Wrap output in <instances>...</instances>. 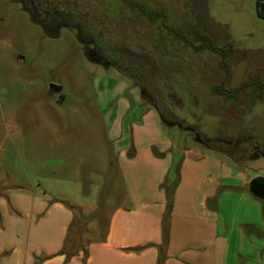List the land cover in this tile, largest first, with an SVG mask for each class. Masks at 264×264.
Masks as SVG:
<instances>
[{"label":"rangeland","instance_id":"1","mask_svg":"<svg viewBox=\"0 0 264 264\" xmlns=\"http://www.w3.org/2000/svg\"><path fill=\"white\" fill-rule=\"evenodd\" d=\"M155 1L166 9L169 25L184 30V23L198 27L208 23L213 35L234 46L237 54L264 53V19L257 15L259 0ZM43 24L46 27L35 24L20 3L0 0V187L5 191L34 187L39 194L65 205L82 199L98 202V211L109 210L126 196L119 154L123 148L126 153H136V136L158 159L173 152H210L245 178H264V157L256 149L264 153V102L251 107L243 117L247 133L240 127L241 119L229 128L233 119L222 115L224 110L217 111L218 115L202 111L190 116L188 121L210 140L199 141L189 129L164 120L151 99L128 77L90 62L77 25L52 27L47 20ZM141 32L138 38L127 35L130 46L155 53L152 29L146 26ZM82 38L89 41L91 37L83 33ZM171 40V45L188 51L178 39ZM177 54L188 65L186 53ZM208 54L205 48L200 59L205 60ZM174 57L172 61H176ZM210 63H201V67L195 64L199 76L209 77L214 72L221 77L225 71ZM258 63L263 65L264 59ZM248 65L247 59L232 64L229 88L250 78ZM177 74L183 73H168L171 81ZM171 109V118L183 117L180 107ZM150 112L154 119L147 123L143 118ZM242 112L237 115L243 116ZM257 118L262 121L252 123ZM140 121L145 128L135 132ZM165 146L168 148L163 150ZM177 167L164 180L166 189L176 183L173 175Z\"/></svg>","mask_w":264,"mask_h":264},{"label":"crops","instance_id":"2","mask_svg":"<svg viewBox=\"0 0 264 264\" xmlns=\"http://www.w3.org/2000/svg\"><path fill=\"white\" fill-rule=\"evenodd\" d=\"M138 138L135 154H119L126 196L104 212L0 187V264H264V202L250 191L259 175L245 178L210 152L158 159Z\"/></svg>","mask_w":264,"mask_h":264},{"label":"trees","instance_id":"3","mask_svg":"<svg viewBox=\"0 0 264 264\" xmlns=\"http://www.w3.org/2000/svg\"><path fill=\"white\" fill-rule=\"evenodd\" d=\"M29 3L30 4L27 6L29 7L31 18L35 23L43 24L46 19L52 17H55V20L59 17L63 19L66 18L72 23H77V21L81 19L85 21V24L79 22L81 27L80 39L84 41L82 34L87 33V31L90 32L92 40L90 43L93 44V49L88 51L90 60L104 67H109L111 65L118 71L129 75V77L134 79V82L139 85L142 94L150 98L153 106H156L159 112L165 116L163 117L164 120L170 119V121L176 122L181 128L189 129L195 133L199 141L210 140H206V137L200 133L198 127L188 121L190 116L196 117L195 114L198 112L201 113L202 111H204L203 114H211L214 112L218 115L217 111L224 110L222 115H228L229 118L233 119L229 128L235 125V122H237L235 121L236 119H241L240 127L243 128L244 132L246 124L243 121V117L246 112L254 105L264 102V73L262 76L257 74L258 76L255 75L243 81L235 89L227 88L232 73L230 61L233 59H244L246 53L236 55L234 49L230 48L225 53L226 59L229 58L228 60L218 57L214 58L210 55L208 57L207 55L202 63L207 64L211 62L215 64L214 67L219 70H224L225 73H223L221 77L216 74L213 75L214 72H212L209 77L199 76L200 74L192 68L193 60L191 61L188 59V65H186V62L179 58L177 53L180 52L186 53V57L190 58V56L192 57L193 55H200L205 48L211 50L215 49L214 33L211 32L208 27L206 30L204 25L198 27L191 24V26H185L184 30H180L173 26V24H167V15L160 12L154 14L144 12L142 15L146 16L145 19L147 21L144 24V28H146V25L150 27L152 29L150 38L156 40V44L153 48L155 53H152L146 48L140 47V51L133 49L126 43V39H124L126 38L125 33L118 31L114 27L111 31L109 30L108 41H106V32L101 30V23L97 29H94L86 21L87 18L85 16L77 15L76 20L72 13H67L71 7L68 0H29ZM257 4V15L264 19V2L259 0ZM127 5L130 6L131 9L136 7V4H133L132 0H128ZM43 6L54 9V14H39L38 11ZM112 17L116 24L117 21L121 19V15H117L115 11L113 15L110 14V18ZM88 28H90V30ZM119 33L122 34V37ZM169 37H174V39L183 41L188 51L181 50L176 44H173V46L169 48L167 43ZM196 41L201 44H196ZM171 53L172 58L170 57ZM248 54L249 53H247V55ZM175 55L177 59H175L176 61H172L171 59H174ZM102 58L104 59L102 60ZM259 58L260 60L264 59V56H259ZM175 62H177L176 66H173ZM172 70L177 73L181 71L183 74H177L174 81H171L172 79L169 77L168 73L172 72ZM185 72H188V75ZM200 88H202V90ZM205 88H210V90L206 91ZM147 91L149 93H147ZM246 97H248V99H246ZM228 100H232V103L225 106ZM167 103L170 104V108ZM174 105L180 107V112L183 114L181 119L171 118L173 117L171 108ZM202 105L206 109L203 108ZM238 111H243V116H240L241 118L237 115ZM261 121V119L257 118L252 123ZM245 133L247 132L245 131ZM220 135L222 136V134ZM256 149L260 155L264 157V153L258 148ZM178 170L179 167L175 170L176 179L174 181H176V183L171 184L167 189L163 186L166 190L168 199H171L179 181ZM164 185L166 184L164 183ZM250 190L252 192V184H250ZM253 196L260 199L254 194Z\"/></svg>","mask_w":264,"mask_h":264},{"label":"flooded vegetation","instance_id":"4","mask_svg":"<svg viewBox=\"0 0 264 264\" xmlns=\"http://www.w3.org/2000/svg\"><path fill=\"white\" fill-rule=\"evenodd\" d=\"M11 1L20 3L22 5V7L29 13L30 18H31V13H30L29 7L27 6L30 4L29 0H11ZM68 1L71 4V7L67 11V13H72L74 15V19L77 20V15L78 16L83 15L87 18L86 21L89 23V25L94 29H97L99 24L101 23V25H102L101 30L106 32V39H105L106 41H108L109 30L111 31L114 27L118 31H122V33H125L126 38H124V39H126V43L128 45H130V42H128V38H127L128 34H133V36L137 37V38H138L139 34L143 35V33L141 32V28H144L145 27L144 24L147 22L145 19L146 16L142 15V14H144V12H149L150 14L160 12V13H163L164 15H166V11H165L166 9L163 7H158V5H156L157 3L155 0H132L133 4H136V7L133 9H131L130 6L127 5L128 0H111L109 3H108V0H68ZM168 2H169V0H168ZM152 3L155 6L154 8L152 7V5H153ZM109 8H113V9L110 10ZM114 11L116 12L117 15H121V19H120V21H117V24L113 20V17L110 18V14L113 15ZM141 11H142V13H141ZM38 12H39V14L40 13L41 14H43V13L54 14V9L43 6L42 8L39 9ZM55 19H56L55 17H52V18H48L46 20H47V23H50V26H52V27L59 26L60 24H64L67 26L77 25L79 27V31L81 30L79 22L85 24V21H82V19L78 20L77 23H72V22H70V20H68L66 18L63 19L61 17H59L57 20H55ZM31 20L33 21L32 18H31ZM88 23H87V25H88ZM35 24H37L38 26H41V27H46L45 24H39V23H35ZM167 24H168V22H167ZM185 26H187V24L184 23V28H185ZM204 26H205L204 28L206 30L209 28L208 23H205ZM184 28H182V29H184ZM88 29L90 30V28H88ZM144 29L146 30V28H144ZM87 34L90 35V32L87 31ZM214 35H213V37H214L215 49H213V50L208 49V51H209L208 57L210 55L214 58L218 57L220 59L222 58L224 60H228L229 58L226 59L225 53L230 48H233L235 54L238 55L234 46H232L228 43H225V42H221V40L218 37H215ZM120 36L122 37V34H120ZM79 38H80V34H79ZM80 42L87 46L86 52H87V56H88V51L93 49V44L90 43V42H92L91 38L89 41H85V40L81 41V39H80ZM171 42H172L171 37H169V39L167 40L169 48H171L173 46V44L171 45ZM180 43L184 44L183 41H180ZM196 44H201V43L196 41ZM245 53H246V56L244 57V60L247 59L248 63H249L248 68H247V72H246L247 76H249L251 78V75L254 74L255 72L257 74L264 73V64L260 65L258 63L259 61H262V59L260 60L259 56H264V53H260V54L252 53L251 56H249L250 54L247 55L248 52H245ZM103 57H104V55H103ZM248 57H249V59H248ZM197 58H199V59L197 60ZM88 59L90 60L89 57H88ZM103 59L104 58H102V60ZM257 59H259L258 62H256ZM190 60L191 61L193 60L192 68L194 70H196L195 64H198V66L200 67L201 66L200 63H202V61H203L202 59H200V55H199V57L196 56V59L194 58V56H192V57L190 56ZM238 60L233 59L230 61L231 62V64H230L231 69H232V64ZM241 60H243V59H241ZM187 61H188V59H187ZM90 62H92V61L90 60ZM92 63H94V62H92ZM94 64L100 65L105 70L114 69L118 73H120L121 75L128 77L130 79V81L132 82L133 86L135 88H138L140 90V92L142 93L139 85L136 84L134 82V79L130 78L129 75H126L121 71H118L116 68H114L111 65L109 67H104L103 65H101L99 63H94ZM259 67H262V68H259ZM185 73H187V75H188V72H185ZM250 78H248V79H250ZM245 80H247V79H245ZM239 85L234 86L232 88H229L228 84H227V88L228 89H235ZM200 89L202 90V88H200Z\"/></svg>","mask_w":264,"mask_h":264},{"label":"water","instance_id":"5","mask_svg":"<svg viewBox=\"0 0 264 264\" xmlns=\"http://www.w3.org/2000/svg\"><path fill=\"white\" fill-rule=\"evenodd\" d=\"M55 89H60L57 86H52ZM252 193L259 197L264 202V178H256L251 181Z\"/></svg>","mask_w":264,"mask_h":264}]
</instances>
